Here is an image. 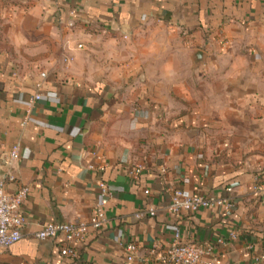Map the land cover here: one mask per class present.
<instances>
[{
    "label": "crops",
    "instance_id": "0c3cea01",
    "mask_svg": "<svg viewBox=\"0 0 264 264\" xmlns=\"http://www.w3.org/2000/svg\"><path fill=\"white\" fill-rule=\"evenodd\" d=\"M8 171L10 193L29 188L27 224L0 264H143L177 230L213 246L203 264H264V0H0ZM101 181L108 222L77 257L63 237L36 238L48 222L88 221ZM174 189L236 206L175 215Z\"/></svg>",
    "mask_w": 264,
    "mask_h": 264
},
{
    "label": "built area",
    "instance_id": "2783aa9c",
    "mask_svg": "<svg viewBox=\"0 0 264 264\" xmlns=\"http://www.w3.org/2000/svg\"><path fill=\"white\" fill-rule=\"evenodd\" d=\"M40 97V94H36L34 99L39 100ZM19 151V145L13 146L10 151V162L19 159ZM142 169L141 165L135 166L130 169V175L138 178ZM13 181H15V176L11 171H8L0 179V251L19 242L23 237V229L27 224V219L20 214L19 210L28 195L29 188L28 186H20L14 193H10L7 190V185ZM99 187L102 199L94 208L88 221L79 223L48 222L43 224L35 233L36 238L46 240L63 237L64 244L61 253L65 256L77 257L78 246L83 243L87 235L91 231L102 230L108 222L104 205L111 194L110 189L103 181L99 183ZM146 192L148 193V191ZM235 206L236 203L231 198L191 195L185 193L182 189H174L171 192L168 210L175 215L182 212L194 213L200 209L213 208H220L229 213ZM145 214L154 216L156 211L154 207H150L146 213H137L136 217L142 218ZM236 236V231L230 232V238H236ZM219 243L225 244V241L221 238ZM125 249L127 260L132 261L139 251V246L134 242H129L125 245ZM212 251L213 246L211 244L184 241L180 231L177 230L168 245H152L148 256L144 257L142 262L143 264H203L204 257L210 256ZM208 264L214 263L211 261Z\"/></svg>",
    "mask_w": 264,
    "mask_h": 264
},
{
    "label": "water",
    "instance_id": "95a60500",
    "mask_svg": "<svg viewBox=\"0 0 264 264\" xmlns=\"http://www.w3.org/2000/svg\"><path fill=\"white\" fill-rule=\"evenodd\" d=\"M201 54L199 53V56H200ZM263 197H264V195H263Z\"/></svg>",
    "mask_w": 264,
    "mask_h": 264
}]
</instances>
